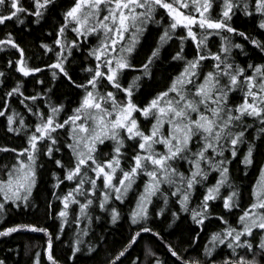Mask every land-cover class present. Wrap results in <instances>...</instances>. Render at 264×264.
Returning a JSON list of instances; mask_svg holds the SVG:
<instances>
[{"label": "snow or ice", "instance_id": "6c2138e0", "mask_svg": "<svg viewBox=\"0 0 264 264\" xmlns=\"http://www.w3.org/2000/svg\"><path fill=\"white\" fill-rule=\"evenodd\" d=\"M53 4L54 0H30V4L25 0H0V25L6 27L13 20L24 24L28 15L39 24ZM238 12L248 17L258 15V28L264 30V0H219L218 10L217 0H72L62 13L63 22L55 29L52 44L41 42L45 54H54L53 61L42 66L30 64L25 49L12 32H6L0 38V52L14 50L16 56L6 58V68L0 69V86L5 85L10 71L37 79L34 74L42 75L47 68L52 80L62 75L81 89L82 95L70 114L66 103L52 99L51 84L44 91L26 94L23 79L16 80L0 98V117L5 118L6 130L26 138L19 148L0 146V151L15 154V162L2 166L0 218L8 214L10 205L16 209L30 206L38 169L43 167L42 156L60 169L53 170L51 176L53 195L62 204L55 234L47 227L21 222L0 228V237L23 231L45 233V264H61L54 254L53 237L63 235L70 216L73 223L86 219L91 226V209L95 206L109 213L115 225L121 218L115 203L125 201L135 191L130 220L136 230L107 264H123L122 258H127L142 234L151 233L163 240L161 233L149 226V218L153 211L164 216L173 199L180 208L171 213L174 218L178 219L181 212L190 213L201 231L213 218L223 225L210 234L202 255H181L167 243L168 252L178 258L179 264H264V167L253 185L252 199L241 209L235 226L226 219L233 209L240 208L241 190L231 178V165L245 144L241 163L253 165L256 142L264 141V58L259 63H240L234 50L244 57L249 53L245 43L235 42L234 37L261 53L264 40L233 25ZM152 25L162 28L158 41L145 60L135 64L137 46ZM213 37H219L215 50L211 46ZM173 38L178 46L170 59L180 64V70L164 90L141 103L136 96L141 81L152 78L153 65L163 58L162 50ZM186 42L193 45L191 57L185 54ZM74 50L83 51L91 59L82 68L86 74L82 82L73 78L68 67ZM130 71L136 74L125 83ZM37 83L43 85L45 81L37 79ZM13 97L35 118L33 123H26L24 115L10 110ZM141 117L150 123L147 130L141 126ZM252 128L256 134L250 140ZM105 141L112 142L110 157L98 159ZM129 143L134 145L130 156L126 154ZM213 173L218 175L210 183ZM141 177H146L142 188L137 185ZM65 181L74 182V187L57 195L55 190ZM198 191V203L192 207ZM154 198L161 199L164 206L152 209ZM217 200L227 210L224 215L214 210ZM73 205L78 206V213ZM87 235V227L77 230L72 260L82 250L81 237ZM199 238V233L195 234L190 243ZM93 251L95 247L89 245L88 252ZM0 264H7V260L0 258ZM32 264H41L39 251ZM131 264L166 261L148 246L144 260L136 257Z\"/></svg>", "mask_w": 264, "mask_h": 264}, {"label": "trees", "instance_id": "16d2710c", "mask_svg": "<svg viewBox=\"0 0 264 264\" xmlns=\"http://www.w3.org/2000/svg\"><path fill=\"white\" fill-rule=\"evenodd\" d=\"M25 3L30 4V0H25ZM72 0H54V4L49 8L44 18L39 24L35 23V18L28 15L24 24L15 23V21L7 22V26L0 25V38H3L6 32H12L16 37L18 43L25 49V53L30 57V64L41 65L44 62L51 63L54 58L53 53L45 54L41 48V42L52 44L55 38V29L59 24L63 22L62 13L70 7ZM219 0H217L218 10ZM215 15V12L213 13ZM259 16L248 17L243 13H237L233 17V25L249 33L252 36L259 37L264 40V30L258 28ZM167 22V17H165ZM162 28H158L156 25H152L149 31L145 34L144 38L137 46V51L134 53L133 63L140 64L149 55L152 48L155 47L159 34ZM179 31V30H178ZM68 36L73 37V33L68 32ZM183 34V33H181ZM213 41V50L215 45L219 43V37L211 38ZM235 42L245 43L246 50L249 53L248 57L240 55L239 50H234L237 60L240 63H245L246 60H252L254 62H261L264 58V53H261L254 46L248 44L240 37H234ZM94 42V41H93ZM178 41L173 38L169 41L162 50V59L156 61L152 67V78H144L141 81L142 87L139 92L136 93L138 100L141 103H146L147 99H150L158 91L164 90L173 77L179 70L180 64L171 61L170 56L177 50ZM58 47V46H57ZM185 54L189 57L193 54V45L190 42H186ZM16 56V53L0 52V69L6 68V58ZM74 57V58H73ZM73 57H69L70 63L68 67L70 69L73 78L78 82H82L85 78V73L82 68L86 64L91 63V59L81 50H74ZM18 58V57H17ZM135 71H130L125 78V83L130 82L132 76L135 75ZM37 79H43L45 83L40 85L37 83V79L32 77H23V74L10 71L9 77L4 86H0V98L3 97L5 91L8 88L15 85L16 80L23 79L24 90L26 94H35L38 91L46 90L49 85L53 86L52 99L58 102H64L67 105L66 111L70 114L71 109L75 107L82 95V90L71 85L63 76L56 80L51 78V70L45 68L43 74H34ZM43 100V97L40 98ZM42 108H46V105L41 104ZM15 109L25 116L26 123H33L35 118L27 113L24 105L19 102V99L13 97L11 100L10 110ZM63 116V114H62ZM256 134V129H249L248 138L251 140ZM63 139V137H61ZM26 138L23 134L17 136L6 130V121L4 117H0V146L9 145L11 147H22L25 145ZM257 150L254 153V163L251 166H245L241 163L243 153L246 150L247 145L241 147L238 158L233 161L230 172L231 178L241 190L240 208L233 209L230 215L226 216V219L230 221L234 226L237 223L238 216L241 209L247 207L251 201V192L253 185L260 175V169L264 165V141H257ZM107 145V144H105ZM104 145V146H105ZM101 146L100 152L104 151L106 147ZM134 145H128L127 155L133 154ZM110 152L111 148L106 149ZM99 152V153H100ZM98 153V154H99ZM67 152L64 153V157H67ZM15 154L12 152L0 151V176L3 175L2 166L5 164H11L15 162ZM67 162V160H66ZM40 163L43 167L38 169V182L36 188L33 191L31 198V204L27 208L16 209L14 205L9 206V211L6 216L0 218V228L11 226L15 223H34L38 227H47L49 231L54 234L58 231V225L60 219L57 216V212L62 207V204L53 195L54 179L51 176L53 170L60 171L56 168L51 160L41 157ZM185 167V165H181ZM217 173H213L209 177V182L214 183L217 177ZM140 187V182L137 183ZM74 187V182L65 181L61 185L59 190H55L56 194L66 192L70 188ZM142 188V187H141ZM223 194H227V191L222 189ZM200 192L198 191L196 197L193 198L192 207H195L198 203V197ZM136 193L133 191L129 194L125 201L115 203V206L121 213V218L113 225L110 222V214L102 213L101 210L93 206L91 209V215L93 216V223L88 226L86 219H82V223L76 224L72 222L73 217H69V224L65 225L64 233L59 239H54V254L56 258L61 261V264H107L108 259L119 251L124 245L127 244L128 238L136 230V226L131 224L130 211L135 205ZM51 204V207L49 206ZM163 201L159 198H154L152 209H158L163 207ZM168 211L164 216H159L152 212L149 218V226L154 227L156 231L161 233L163 240L159 237H155L154 234L146 233L142 234V239H139L129 253L127 258L123 259V264H131L132 260L136 257H140L141 261L144 260V252L146 247L151 246L154 251L157 252L161 259L166 261V264H179L177 257L171 256L168 252L166 244L171 243L173 247L177 249L181 255L190 254L192 256L202 255L203 248L207 245L210 234L213 231L222 227V223L213 218L210 222L206 221V227L203 231L199 226L194 223L190 213L181 212L178 219L174 218L171 213L173 211H180L179 205L173 200L169 201ZM72 208L78 213V206L73 205ZM216 213L224 215L227 210L222 208V202L217 200L215 202ZM100 216L99 220L95 217ZM88 228V235L81 237L82 245L81 252L77 253L75 260L71 259V247L76 239V232L78 229ZM199 233V241L191 242L192 237ZM47 236L45 233L23 231L14 233L9 237H0V258H5L7 264H32V258L36 252L41 253V264H45L46 254L43 251L42 246L45 244ZM93 245L95 251L88 252V246ZM195 249V251H192ZM219 251V250H218Z\"/></svg>", "mask_w": 264, "mask_h": 264}, {"label": "rangeland", "instance_id": "374dc122", "mask_svg": "<svg viewBox=\"0 0 264 264\" xmlns=\"http://www.w3.org/2000/svg\"><path fill=\"white\" fill-rule=\"evenodd\" d=\"M140 121H141V126L144 127L145 130H147L148 127H150V123L148 121L144 120L142 117L140 118ZM105 144H107V145H105ZM105 144H104L105 146L104 145L103 146L106 148H104L105 150L98 154V156H97L98 159H107L110 157L111 150L109 152L106 149H108L109 147L112 148V142L111 141H105ZM129 144L132 146L131 143H129ZM133 150H134V147H133ZM125 166H127V165L125 164ZM263 167H264V165H263ZM117 175H119V170H118ZM145 179H146V177H141V179L137 181V183L140 182V187L143 186Z\"/></svg>", "mask_w": 264, "mask_h": 264}]
</instances>
